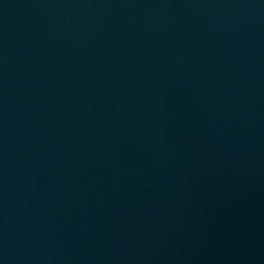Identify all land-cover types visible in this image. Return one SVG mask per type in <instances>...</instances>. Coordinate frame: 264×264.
I'll list each match as a JSON object with an SVG mask.
<instances>
[{"label": "water", "instance_id": "1", "mask_svg": "<svg viewBox=\"0 0 264 264\" xmlns=\"http://www.w3.org/2000/svg\"><path fill=\"white\" fill-rule=\"evenodd\" d=\"M0 264H264V0H0Z\"/></svg>", "mask_w": 264, "mask_h": 264}]
</instances>
